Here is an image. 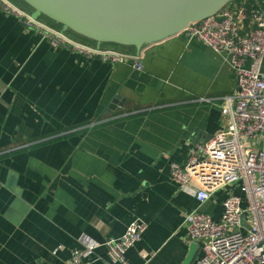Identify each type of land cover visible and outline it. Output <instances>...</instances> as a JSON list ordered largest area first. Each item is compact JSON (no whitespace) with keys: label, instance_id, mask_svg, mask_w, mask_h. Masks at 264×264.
I'll list each match as a JSON object with an SVG mask.
<instances>
[{"label":"crops","instance_id":"0c3cea01","mask_svg":"<svg viewBox=\"0 0 264 264\" xmlns=\"http://www.w3.org/2000/svg\"><path fill=\"white\" fill-rule=\"evenodd\" d=\"M142 50L138 71L55 48L0 5V264H72L88 244L84 264H108L103 243L135 220L145 230L127 264H182L184 216L217 220L227 193L241 195L199 205L170 176L225 125L227 55L182 34Z\"/></svg>","mask_w":264,"mask_h":264},{"label":"built area","instance_id":"2783aa9c","mask_svg":"<svg viewBox=\"0 0 264 264\" xmlns=\"http://www.w3.org/2000/svg\"><path fill=\"white\" fill-rule=\"evenodd\" d=\"M0 5L55 48L142 70V49L128 52L83 42L34 18L12 0H0ZM179 34L226 54L236 78L235 94L225 97L221 107L224 127L195 144L185 164H170L171 179L199 205L220 189L232 186L241 191L227 193L217 220L198 207L184 216L188 237L199 243L196 264H264V0L231 1ZM144 230L145 225L135 220L121 237L107 239L103 245L108 264H127L126 252ZM95 246L75 249L71 263L84 264Z\"/></svg>","mask_w":264,"mask_h":264},{"label":"water","instance_id":"95a60500","mask_svg":"<svg viewBox=\"0 0 264 264\" xmlns=\"http://www.w3.org/2000/svg\"><path fill=\"white\" fill-rule=\"evenodd\" d=\"M31 8L34 18L46 17L63 32H72L92 40L132 46H144L179 34L192 22L217 13L234 0H21ZM122 106L119 96L109 109ZM199 243L192 240L182 264H190Z\"/></svg>","mask_w":264,"mask_h":264},{"label":"trees","instance_id":"16d2710c","mask_svg":"<svg viewBox=\"0 0 264 264\" xmlns=\"http://www.w3.org/2000/svg\"><path fill=\"white\" fill-rule=\"evenodd\" d=\"M12 1L15 2L16 4H18L19 6L23 7L24 9H26L28 11H32L31 8L28 5H26L23 1H21V0H12ZM41 19H43L44 21H46L47 23H49L51 26H53L55 28H58V29H61L60 28V25H58L54 21L49 20L46 17H41ZM66 33L70 34L74 38L79 39V40H81L83 42H87V43H90V44H95L92 40L83 38V37H81V36H79L77 34H74L72 32H66ZM102 46L116 48V49L123 50V51H128V52H134L135 51V48L132 47V46H128V47L127 46H120V45L112 44V43H105Z\"/></svg>","mask_w":264,"mask_h":264}]
</instances>
